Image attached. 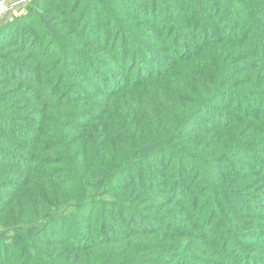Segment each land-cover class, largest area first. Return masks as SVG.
<instances>
[{"label": "trees", "instance_id": "1", "mask_svg": "<svg viewBox=\"0 0 264 264\" xmlns=\"http://www.w3.org/2000/svg\"><path fill=\"white\" fill-rule=\"evenodd\" d=\"M0 264H264V0L0 24Z\"/></svg>", "mask_w": 264, "mask_h": 264}, {"label": "rangeland", "instance_id": "2", "mask_svg": "<svg viewBox=\"0 0 264 264\" xmlns=\"http://www.w3.org/2000/svg\"><path fill=\"white\" fill-rule=\"evenodd\" d=\"M1 1L5 6V10H2L0 14V24H3L15 15L25 11L32 0H0V2ZM204 117L210 120L208 114H204Z\"/></svg>", "mask_w": 264, "mask_h": 264}, {"label": "built area", "instance_id": "3", "mask_svg": "<svg viewBox=\"0 0 264 264\" xmlns=\"http://www.w3.org/2000/svg\"><path fill=\"white\" fill-rule=\"evenodd\" d=\"M2 10H5V6H4V3L1 1L0 2V14H1Z\"/></svg>", "mask_w": 264, "mask_h": 264}]
</instances>
